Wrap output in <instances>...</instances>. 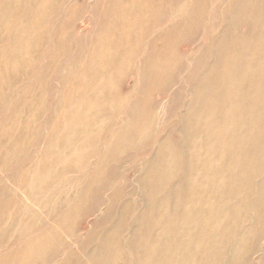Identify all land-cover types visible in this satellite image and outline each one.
Here are the masks:
<instances>
[{"label": "rangeland", "instance_id": "rangeland-1", "mask_svg": "<svg viewBox=\"0 0 264 264\" xmlns=\"http://www.w3.org/2000/svg\"><path fill=\"white\" fill-rule=\"evenodd\" d=\"M71 1L0 0V264H264V0Z\"/></svg>", "mask_w": 264, "mask_h": 264}, {"label": "bare ground", "instance_id": "bare-ground-1", "mask_svg": "<svg viewBox=\"0 0 264 264\" xmlns=\"http://www.w3.org/2000/svg\"><path fill=\"white\" fill-rule=\"evenodd\" d=\"M51 1H52V0H51ZM57 1H58V0H57ZM59 1H60V0H59ZM155 1H156V0H155ZM13 2H14V1H13ZM36 2H38V1H36ZM46 2H47V1H46ZM70 2H72V1L70 0ZM79 2H80V0H79ZM89 2H90V0H89ZM10 3H11V2H10ZM90 3H91V2H90ZM165 3H167V2H165ZM188 3H189V2H188ZM215 3H216V2H215ZM45 4H46V3H45ZM49 4H51V3H49ZM54 4H55V3H54ZM56 4H57V3H56ZM61 4H62V3H61ZM73 4H74V3H73ZM129 4H131V3H129ZM170 4H171V3H170ZM4 5H5V4H4ZM9 5H10V4H9ZM34 5H35V4H34ZM66 5H67V4H66ZM76 5H77V4H76ZM83 5H84V4H83ZM83 5H81V6H82V7H85V6H83ZM119 5H120V4H119ZM172 5H173V4H172ZM185 5H186V4H185ZM14 6H15V5H14ZM42 6H43V5H42ZM47 6H48V5H47ZM49 6H50V5H49ZM49 6H48V7H49ZM56 6H57V5H56ZM81 6H80V7H81ZM164 6H165V5H164ZM26 7H27V6H26ZM82 7H81V9H82ZM91 7H93V5H92ZM128 7H129V6H128ZM145 7H146V6H145ZM147 7H148V5H147ZM153 7H154V6H153ZM165 7H166V6H165ZM2 8H3V6H2ZM6 8H7V7H6ZM17 8H18V7H17ZM68 8H69V7H68ZM78 8H79V7H78ZM154 8H155V7H154ZM58 9H59V8H58ZM65 9H66V8H65ZM65 9H64V10H65ZM75 9H76V8H75ZM90 9H91V8H90ZM137 9H138V8H137ZM59 10H60V9H59ZM154 10H155V9H154ZM18 11H19V10H18ZM42 11H43V10H42ZM50 11H51V10H50ZM79 11H80V10H79ZM87 11H88V10H87ZM14 12H15V11H14ZM48 12H49V11H48ZM57 12H58V11H57ZM65 12H66V11H65ZM74 12H75V11H74ZM80 12H81V11H80ZM88 12H89V11H88ZM88 12H87V13H88ZM152 12H153V11H152ZM26 13H27V12H26ZM28 13H29V12H28ZM84 13H85V12H84ZM90 13H91V12H90ZM76 14H77V13H76ZM151 14H152V13H151ZM12 15H13V14H12ZM23 15H24V14H23ZM47 15H48V14H47ZM56 15H57V14H56ZM56 15H55V16H56ZM127 15H128V14H127ZM181 15H182V14H181ZM181 15H180V16H181ZM68 16H69V15H68ZM78 16H79V13H78ZM80 16H83V15H80ZM88 16H89V15H88ZM150 16H151V15H150ZM207 16H208V15H207ZM11 17H12V16H11ZM112 17H113V16H112ZM21 18H22V16H21ZM60 18H61V17H60ZM81 18H82V17H81ZM121 18H122V17H121ZM178 18H179V16H178ZM188 18H189V17H188ZM4 19H5V18H4ZM79 19H80V18H79ZM107 19H108V18H107ZM171 19H172V18H171ZM186 19H187V16H186ZM192 19H193V18H192ZM24 20H26V19H24ZM50 20H51V19H50ZM50 20H49V21H50ZM80 20H81V19H80ZM80 20H79V21H80ZM83 20H84V19H83ZM119 20H120V19H119ZM190 20H191V19H190ZM28 21H29V20H28ZM44 21H45V20H44ZM57 21H58V20H57ZM167 21H168V20H167ZM167 21H166V22H167ZM169 21H170V20H169ZM192 21H193V20H192ZM30 22H31V21H30ZM67 22H68V21H67ZM69 22H70V20H69ZM69 22H68V23H69ZM82 22H83V21H82ZM42 23H43V22H42ZM50 23H52V22H50ZM71 23H72V22H71ZM77 23H78V22H77ZM194 23H195V22H194ZM196 23H197V22H196ZM36 24H37V23H36ZM54 24H55V23H54ZM63 24H65L64 20H63ZM72 24H74V23H72ZM116 24H117V23H116ZM52 25H53V23H52ZM57 25H58V23H57ZM65 25H66V24H65ZM74 25H75V24H74ZM76 25H77V24H76ZM76 25H75V26H76ZM103 25H104V24H103ZM103 25L100 24V27L103 26ZM105 25H106V24H105ZM151 25H152V24H151ZM1 26H4L3 21L0 22V30L3 28V27H1ZM48 26H50V25H48ZM108 26H109V25H108ZM196 26H197V25H196ZM198 26H199V25H198ZM198 26H197V27H198ZM40 27H42V26H40ZM51 27H52V26H51ZM54 27H55V26H54ZM60 27H61V26H60ZM104 27H105V26H104ZM192 27H194L193 24H192ZM192 27H191V28H192ZM35 28H36V27H35ZM63 28H64V27H63ZM97 28H98V27H97ZM101 28H102V27H101ZM194 28H195V27H194ZM202 28H203V27H202ZM7 29H8V28H7ZM47 29H48V28H47ZM26 30H27V29H26ZM42 30H43V29H42ZM98 30H99V28H98ZM207 30H208V29H207ZM70 31H71V30H70ZM72 31H73V30H72ZM84 31H85V30H84ZM157 31H158V29H157ZM30 32H31V31H30ZM39 32H40V31H39ZM46 32H47V31H46ZM96 32H97V31H96ZM102 32H103V31H102ZM109 32H110V31H109ZM200 32H201V31H200ZM205 32H206V31H205ZM0 33H1V31H0ZM49 33H50V32H48V34H49ZM67 33H68V32H67ZM93 33H95V32H93ZM147 33H148V32H147ZM155 33H156V32H155ZM70 34H71V33H70ZM84 34H85V33H84ZM16 35H17V34H16ZM71 35H72V34H71ZM74 35H75V34H74ZM103 35H104V34H103ZM105 35H107V34H105ZM203 35H204V34H203ZM19 36H20V35H19ZM33 36H34V35H33ZM75 36H76V35H75ZM90 36H91V35H90ZM90 36H89V37H90ZM24 37H26V36H24ZM24 37H23V38H24ZM43 37H44V36H43ZM67 37H68V36H67ZM83 37H85V36H83ZM86 37H87V36H86ZM95 37H97V36L95 35ZM95 37H94V38H95ZM100 37H101V34H100ZM114 37H115V36H114ZM203 37H204V36H203ZM207 37H208V36H207ZM28 38H29V37H28ZM33 38H34V37H33ZM71 38H72V37H71ZM76 38H77V37H76ZM78 38H79V37H78ZM78 38H77V39H78ZM97 38H98V37H97ZM112 38H113V37H112ZM118 38H119V37H118ZM149 38H150V37H149ZM151 38H152V37H151ZM25 39H26V38H25ZM47 39H48V38H47ZM52 39H53V38H52ZM68 39H70V38H68ZM80 39H82V41H83V38L80 37ZM80 39H79V40H80ZM84 39H85V38H84ZM86 39H87V38H86ZM102 39H103V38H102ZM104 39H107V38H104ZM19 40H20V39H19ZM108 40H109V39H108ZM111 40H112V39H111ZM148 40H149V39H148ZM22 41H24V40H22ZM22 41H21V42H22ZM34 41H35V40H34ZM77 41H78V40H77ZM82 41H79V42H82ZM88 41H89V40H88ZM88 41H87V42H88ZM99 41H100V40H99ZM105 41H106V40H105ZM198 41H199V40H198ZM206 41H207V40H206ZM25 42H26V40H25ZM25 42H24V43H25ZM31 42H32V41H31ZM42 42H43V41H42ZM65 42H66V41H65ZM74 42H76V41H74ZM74 42H73V43H74ZM90 42H92V41H90ZM95 42H96V41H95ZM97 42H98V41H97ZM97 42H96V43H97ZM101 42H102V41H101ZM34 43H35V42H34ZM46 43H47V42H46ZM46 43H45V44H46ZM83 43H84V42H83ZM96 43H95V44H96ZM114 43H115V42H114ZM121 43H122V42H121ZM208 43H209V42H208ZM20 44H21V43H19V45H20ZM32 44H33V42H32ZM75 44H76V43H75ZM78 44H79V43H78ZM86 44H88V43H86ZM86 44H84V46H85ZM92 44H93V46H92ZM92 44H91V46H92V47H95V46H94V43H92ZM150 44H151V43H150ZM30 45H31V44H30ZM72 45H73V44H72ZM76 45H77V44H76ZM80 45H81V44H80ZM82 45H83V44H82ZM88 45H89V44H88ZM17 46H18V45H17ZM32 46H33V45H32ZM65 46H66V45H65ZM78 46H79V45H78ZM78 46H77V47H78ZM106 46H108V45H106ZM122 46H123V45H122ZM187 46H188V45H187ZM25 47H26V46H25ZM46 47H47V46H46ZM46 47H45V48H46ZM87 47H88V46H87ZM120 47H121V46H120ZM29 48H30V47H29ZM31 48H32V47H31ZM45 48H44V49H45ZM75 48H76V47H75ZM80 48H82V46H81ZM106 48H107V47H106ZM25 49H26V48H25ZM48 49H49V48H48ZM56 49H57V48H56ZM59 49H60V48H59ZM61 49H62V48H61ZM71 49H72V48H71ZM78 49H79V47H78ZM83 49H84V48H83ZM20 50H21V49H20ZM26 50H27V49H26ZM69 50H70V49H69ZM79 50H80V49H79ZM176 50H177V48H176ZM18 51H19V50H18ZM38 51H39V50H38ZM45 51H46V50H45ZM50 51H51V50H50ZM71 51H72V50H71ZM87 51H88V50H87ZM103 51H104V50H103ZM112 51H114V50H112ZM56 52H57V51H56ZM66 52H67V50H66ZM66 52H65V53H66ZM72 52H73V51H72ZM72 52H71V53H72ZM78 52H80V51H78ZM93 52H94V48H93ZM93 52H90V53H93ZM115 52H116V51H115ZM122 52H123V51H122ZM36 53H37V52H36ZM36 53H35V54H36ZM71 53H70V54H71ZM90 53H89V54H90ZM94 53H95V52H94ZM100 53H102V52H100ZM100 53L97 52L96 54H100ZM176 53H177V51H176ZM35 54H34V55H35ZM44 54H45V53H44ZM44 54H43V55H44ZM46 54H47V53H46ZM83 54H84V53H83ZM106 54H107V52H106ZM113 54H115V53H113ZM12 55H13V54H12ZM14 55H16V54H14ZM64 55H65V54H64ZM72 55H74V54H72ZM101 55H102V54H101ZM142 55H143V54H142ZM27 56H28V55H27ZM30 56H31V55H30ZM82 56H84V55H82ZM89 56H90V55H89ZM89 56H86V57L89 58ZM94 56H95V55H94ZM102 56H103V55H102ZM116 56H117V55H116ZM3 57H5V56H3ZM11 57H12V56H11ZM13 57H14V56H13ZM18 57H19V56H17V58H18ZM42 57H43V56H42ZM66 57H67V56H66ZM78 57H79V56H78ZM80 57H81V56H80ZM111 57H112V56H111ZM127 57H128V56H127ZM20 58H21V56H20ZM39 58H40V56H39ZM64 58H65V57H64ZM31 59H32V58H31ZM75 59H76V58H75ZM80 59H81V58H80ZM93 59H94V58H93ZM95 59H96V58H95ZM20 60H21V59H20ZM20 60H19V61H20ZM28 60H29V59H28ZM38 60H39V59H38ZM62 60H63V59H62ZM70 60H71V59H70ZM83 60H84V59H83ZM86 60H87V58H86ZM103 60H104V59H103ZM113 60H114V59H113ZM127 60H128V59H127ZM139 60H140V58H139ZM19 61H18V62H19ZM79 61H80V60H79ZM95 61H96V60H95ZM97 61H98V60H97ZM41 62H42V61H41ZM59 62H61V61H59ZM68 62H69V61H68ZM74 62H75V61H74ZM101 62H102V61H101ZM111 62H112V61H111ZM111 62H110V64H111ZM22 63H23V62H22ZM22 63H21V64H22ZM39 63H40V62H39ZM39 63H38V64H39ZM70 63H71V61H70ZM75 63H77V61H76ZM81 63H82V62H81ZM93 63H94V61H93ZM19 64H20V62H19ZM19 64H18V65H19ZM24 64H25V63H24ZM63 64H64V62H63ZM71 64H72V63H71ZM86 64H87V63H86ZM97 64H98V63H97ZM126 64H127V63H126ZM138 64H139V63H138ZM65 65H66V64H65ZM81 65H82V64H81ZM23 66H24V65H23ZM23 66H22V67H23ZM38 66H39V65H38ZM58 66H59V64H58ZM70 66H71V65H70ZM85 66H86V65H85ZM98 66H100V65H98ZM35 67H37V66H35ZM65 67H66V66H65ZM68 67H69V65H68ZM86 67L89 68V66H86ZM86 67H85V68H86ZM96 67H97V65H96ZM96 67H95V68H96ZM16 68H17V67H16ZM76 68H77V67H76ZM83 68H84V67H82V69H83ZM127 68H128V67H127ZM27 69H28V68H27ZM58 69H60V68H58ZM63 69H64V68H63ZM82 69H81V70H82ZM92 69H93V68H92ZM115 69H118V68H115ZM29 70H30V68H29ZM29 70H28V71H29ZM93 70H94V69H93ZM185 70H186V69H185ZM14 71H15V70H14ZM17 71H18V70H17ZM19 71H20V69H19ZM47 71H48V70H47ZM55 71H56V70H55ZM62 71H63V70H62ZM86 71H87V70H86ZM86 71H84V72H86ZM114 71H115V70L113 69V72H114ZM119 71H120V70H119ZM6 72H7V71H6ZM45 72H46V71H45ZM59 72H60V71H59ZM73 72H74V71H73ZM87 72H88V71H87ZM90 72H91V71H90ZM110 72H111V71H110ZM115 72H116V71H115ZM42 73H43V72H42ZM47 73H48V72H47ZM80 73H82V71H81ZM96 73H97V72H96ZM12 74H13V73H12ZM53 74H54V73H53ZM53 74H52V75H53ZM57 74H58V73H57ZM60 74H61V73H60ZM62 74H63V72H62ZM88 74H89V72H88ZM93 74H95V72H94ZM104 74H105V73H104ZM114 74H116V73H114ZM8 75H9V74H8ZM13 75L15 76V73H14ZM17 75H18V74H17ZM19 75H20V73H19ZM36 75H37V74H36ZM36 75H35V76H36ZM45 75H46V73H45ZM80 75H81V74H80ZM86 75H87V73H86ZM101 75H102V74H101ZM109 75H110V74H109ZM112 75H113V74H112ZM182 75H183V74H182ZM11 76H12V75H11ZM78 76H79V75H78ZM82 76H83V75H82ZM99 76H100V75H99ZM136 76H137V75H136ZM96 77H97V76H96ZM108 77H110V76H108ZM126 77H127V76H126ZM8 78H9V77H8ZM15 78H16V76H15ZM17 78H18V77H17ZM43 78H44V76H43ZM45 78H46V77H45ZM85 78H86V77H85ZM105 78H106V77H105ZM4 79H5V78H4ZM22 79H23V78H22ZM34 79H35V78H34ZM41 79H42V78H41ZM51 79H52V76H51ZM54 79H55V78H54ZM111 79H112V78H111ZM132 79H133V78H132ZM178 79H179V78H178ZM11 80H12V79H11ZM15 80H16V79H15ZM17 80H18V79H17ZM17 80H16V82H17ZM44 80H45V79H44ZM48 80H49V79H48ZM52 80H53V79H52ZM77 80H78V79H77ZM95 80H96V79H95ZM105 80H106V79H105ZM19 81H20V79H19ZM22 81H23V80H22ZM49 81H50V80H49ZM54 81H55V80H54ZM109 81H110V80H109ZM20 82H21V81H20ZM29 82H30V81H29ZM36 82H37V81H36ZM42 82H43V81H42ZM42 82H41V83H42ZM107 82H108V81H107ZM111 82H112V81H111ZM111 82H110V83H111ZM181 82H182V81H181ZM181 82H179V83H181ZM14 83H15V82H14ZM46 83H47V82H46ZM68 83H70V82H68ZM15 84H16V83H15ZM23 84H24V83H23ZM27 84H28V83H27ZM38 84H40V83H38ZM43 84H44V83H43ZM53 84H54V83H53ZM107 84H108V83H107ZM113 84H114V83H113ZM129 84H130V83H129ZM9 85H10V84H9ZM29 85H30V84H29ZM36 85H37V84H36ZM48 85H49V83H48ZM54 85H55V84H54ZM83 85H84V84H83ZM115 85H116V84H115ZM122 85H123V84H122ZM126 85H127V84H126ZM19 86H20V85H19ZM21 86H22V85H21ZM34 86H35V85H34ZM34 86H31V87H32L31 89H34ZM44 86H45V85H44ZM50 86H51V85H50ZM72 86H73V85H72ZM72 86H71V87H72ZM101 86H102V85H101ZM107 86H108V85H107ZM119 86H120V85H119ZM37 87H38V86H37ZM39 87H41V85H40ZM47 87H48V86H47ZM68 87H69V86H68ZM103 87H105V86L103 85ZM115 87H116V86H115ZM3 88H4V86H3ZM3 88H2V89H3ZM85 88H86V87H85ZM38 89H39V88H38ZM38 89H36V90H38ZM102 89H103V88H102ZM107 89H108V88H107ZM111 89H112V86H111ZM18 90L20 91V89H18ZM39 90H40V89H39ZM49 90H50V89H49ZM49 90H48V91H49ZM68 90H69V89H68ZM78 90H79V89H78ZM85 90H86V89H85ZM105 90H106V88H105ZM118 90H119V89H118ZM11 91H12V90H11ZM16 91H17V90H16ZM41 91H42V90H41ZM55 91H56V90H55ZM63 91H64V89H63ZM65 91H66V89H65ZM87 91H88V90H87ZM20 92H22V91H20ZM31 92H32V90H31ZM35 92H36V91H35ZM51 92H52V90H51ZM53 92H54V90H53ZM85 92H86V91H85ZM103 92H104V90H103ZM110 92H111V90H110ZM125 92H126V91H125ZM8 93H9V92H8ZM15 93H16V92H15ZM33 93H34V92H33ZM45 93H46V92H45ZM99 93H100V92H99ZM156 93H157V92H156ZM6 94H7V93H6ZM37 94H38V93H37ZM37 94H36V95H37ZM47 94H48V93H47ZM75 94H76V93H75ZM77 94H78V92H77ZM77 94H76V96H77ZM83 94H84V93H83ZM89 94H90V93H89ZM4 95H5V94H4ZM27 95H28V94H27ZM29 95H30V93H29ZM33 95H34V94H33ZM33 95H32V96H33ZM40 95H41V94H40ZM45 95H46V94H45ZM45 95H44V96H45ZM68 95H69V94H68ZM117 95H118V94H117ZM154 95H155V94H154ZM159 95H160V94H159ZM7 96H8V95H7ZM14 96H15V95H14ZM37 96H38V95H37ZM65 96H66V95H65ZM65 96H64V97H65ZM71 96H72V95H70V97H71ZM76 96H75V97H76ZM83 96H84V95H83ZM94 96H95V95H94ZM110 96H111V95H110ZM119 96H121V95H119ZM29 97H30V96H29ZM45 97H46V96H45ZM51 97H52V96H51ZM79 97H81V96H79ZM91 97H92V96H91ZM99 97H100V96H99ZM114 97H115V96H114ZM130 97H131V96H130ZM4 98H6V96H5ZM49 98H50V97H49ZM84 98H85V96H84ZM84 98H83V99H84ZM116 98H117V97H116ZM132 98H133V97H132ZM14 99H15V98H14ZM20 99H21V98H20ZM25 99H28V98H25ZM31 99H32V98H31ZM34 99H35V98H34ZM96 99H97V98H96ZM102 99H103V98H102ZM113 99H114V98H113ZM29 100H30V99H29ZM32 100H33V99H32ZM36 100H37V98H36ZM61 100H63V98H62ZM73 100L75 101V99H72V101H73ZM78 100H79V98H78ZM86 100H87V99H86ZM103 100H104V99H103ZM115 100H116V99H115ZM131 100H132V99H131ZM19 101H20V100H19ZM34 101H35V100H34ZM53 101H54V99H53ZM80 101H81V100H80ZM87 101H88V100H87ZM100 101H102V100H100ZM100 101H99V102H100ZM104 101H105V100H104ZM111 101H112V100H111ZM156 101H157V100H156ZM22 102H23V101H22ZM42 102H43V100H42ZM57 102H58V101H57ZM75 102H76V101H75ZM93 102H94V104H95V101H93ZM107 102H108V101H107ZM47 103H48V100H47ZM61 103H62V102H61ZM71 103H72V102H71ZM71 103H69V104H71ZM82 103H83V102H82ZM82 103H81V104H82ZM88 103H89V102H88ZM88 103H87V104H88ZM105 103H106V102H105ZM10 104H12V102H11ZM10 104H9V106H10ZM28 104H33V103H28ZM28 104L26 103V105H28ZM34 104H35V102H34ZM45 104H46V100H45ZM58 104H59V103H58ZM73 104H74V103H73ZM77 104H78V102H77ZM87 104H86V105H87ZM91 104H92V103H91ZM91 104H90V105H91ZM119 104H120V103H119ZM124 104H125V103H124ZM128 104H129V103H128ZM19 105H20V104H19ZM42 105H43V103H42ZM42 105H41V106H42ZM82 105H83V104H82ZM90 105L88 104L87 107H89ZM101 105H102V104H101ZM41 106H40V107H41ZM52 106H53V104H52ZM71 106H72V104H71ZM79 106H80V105H79ZM94 106H95V105H94ZM98 106H99V105H98ZM129 106H130V105H129ZM2 107H3V106H2ZM19 107H20V106H19ZM29 107H30V106H28V108H29ZM44 107H46V106H43V108H44ZM58 107H59V106H58ZM68 107H70V106H68ZM72 107H73V106H72ZM74 107H75V105H74ZM121 107H123V106L121 105ZM20 108H21V107H20ZM31 108H32V107H31ZM47 108H48V105H47ZM49 108H50V107H49ZM54 108L56 109V107H54ZM70 108H71V107H70ZM70 108H68L69 111H70ZM75 108H76V107H75ZM81 108H82V107H81ZM96 108H97V107H96ZM103 108H104V107H103ZM106 108H107V106H106ZM125 108H126V107H125ZM23 109H26V108H23ZM41 109H42V108H41ZM59 109H60V108H59ZM59 109H57L56 111H58ZM68 109L66 110L67 112H68ZM76 109H77V108H76ZM78 109H79V108H78ZM86 109H87V108H86ZM91 109L94 110L93 108H91ZM134 109H135V108H134ZM6 110H7V109H6ZM32 110H33V109H32ZM47 110H48V109H47ZM63 110H64V109H63ZM119 110H120V109H119ZM138 110H139V109H138ZM141 110L143 111V109H141ZM17 111H18V110L16 109V112H17ZM37 111H38V110H37ZM37 111H36V112H37ZM48 111H49V110H48ZM73 111H74V110H73ZM87 111H88V110H87ZM109 111H110V110H109ZM109 111L107 110V112H109ZM113 111H114V109H113ZM113 111H112V112H113ZM142 111H141V113H143ZM12 112H13V111H12ZM16 112H15V113H16ZM18 112H19V111H18ZM30 112H31V111H30ZM59 112H60V111H59ZM59 112H58V114H59ZM63 112H64V111H63ZM63 112H61V113H63ZM67 112H66V113H67ZM82 112H84V110H82L80 113L82 114ZM90 112H91V111H90ZM92 112H93V111H92ZM92 112H91V113H92ZM101 112H102V111H101ZM103 112H105V111H103ZM123 112H124V111H123ZM134 112H136V111H134ZM139 112H140V111H139ZM0 113H1V111H0ZM10 113H11V112H10ZM15 113H14V114H15ZM26 113H27V112H26ZM44 113H45V112H44ZM49 113H50V112H49ZM85 113H86V110H85ZM94 113H95V112H94ZM121 113H122V112H121ZM137 113H138V112H137ZM146 113H147V112H146ZM21 114H22V113H21ZM41 114H42V113H41ZM51 114H52V112H51ZM58 114H57V115H58ZM63 114H64V113H63ZM69 114H70V113H69ZM71 114H72V112H71ZM99 114H100V113H99ZM111 114H112V113H111ZM117 114H118V113H117ZM117 114H115V115H117ZM8 115H9V114H8ZM25 115H26V114H25ZM27 115H28V114H27ZM27 115H26V116H27ZM39 115H40V113L38 112V117H39ZM88 115H89V114H87L86 116H88ZM106 115H107V114H106ZM130 115H131V114H130ZM138 115H141V114H138ZM138 115H137V116H138ZM146 115H147V114H146ZM4 116H7V115H4ZM29 116H30V115H29ZM49 116H50V115H49ZM49 116H48V117H49ZM51 116H52V115H51ZM51 116H50V117H51ZM55 116H56V115H55ZM62 116H63V115H62ZM65 116H66V115H65ZM76 116H77V115H76ZM96 116H97V115H96ZM103 116H104V115H103ZM103 116H102V118H103ZM108 116H110V115L108 114ZM108 116H107V117H108ZM119 116H120V115H119ZM121 116H122V115H121ZM125 116H126V115H125ZM133 116H134V114H133ZM142 116H143V115H142ZM144 116H145V115H144ZM144 116H143V117H144ZM154 116H155V115H154ZM20 117H21V116H20ZM20 117H19V119L21 120ZM32 117H33V116H32ZM36 117H37V116H36ZM36 117H35V118H36ZM78 117L80 118V115H79ZM123 117H124V116H123ZM75 118H76V117H75ZM83 118H84V117H82V119H83ZM88 118H90V117H88ZM93 118H94V117H93ZM117 118H118V117H117ZM136 118H137V117H136ZM155 118H156V117H155ZM155 118H154V119H155ZM0 119H1V118H0ZM2 119H4V118H2ZM37 119H38V118H37ZM37 119H36V120H37ZM40 119H41V118H40ZM49 119H51V118H49ZM49 119H47V120H49ZM53 119H54V118H53ZM55 119H56V118H55ZM59 119H60V118H59ZM76 119H77V118H76ZM91 119H92V118H91ZM104 119H106V117H105ZM127 119H128V118H127ZM129 119H130V118H129ZM131 119H133V118H131ZM138 119H139V117H138ZM138 119H137V120H138ZM142 119H145V118H141V120H142ZM147 119H149V118H147ZM9 120H10V119H9ZM15 120H16V118H15ZM23 120H24V121L26 120V119H25V116H24V119H23ZM47 120H46V123H47ZM60 120H61V119H60ZM60 120H59V121H60ZM66 120H67V119H66ZM73 120H74V119H73ZM79 120H80V119H79ZM79 120H78V121H79ZM88 120H89V119H88ZM100 120H101V119H100ZM107 120H108V119H107ZM137 120H136V121H137ZM6 121H7V119H6ZM21 121H22V120H21ZM33 121L35 122V120H33ZM44 121H45V120H44ZM59 121H58V122H59ZM63 121H65V120H63ZM63 121H62V124H61V125H63ZM74 121H75V120H74ZM83 121H84V120H83ZM83 121H82V122H83ZM98 121H99V120H98ZM102 121H103V120H102ZM108 121H109V120H108ZM111 121H112V120H111ZM113 121H114V120H113ZM113 121H112V123H113ZM127 121H128V120H127ZM142 121L144 122V120H142ZM2 122H3V121H2ZM2 122H1V123H2ZM19 122H20V121H19ZM29 122H30V121H29ZM34 122H33V123H34ZM49 122H50V121H49ZM51 122H52V121H51ZM65 122H66V121H65ZM75 122H77V121H75ZM79 122H80V121H79ZM85 122H86V121H84V123H85ZM87 122H88V121H87ZM114 122H115V121H114ZM132 122H133V121H132ZM137 122H138V121H137ZM139 122H140V121H139ZM146 122H148V121L146 120ZM153 122H154V121H153ZM15 123H16V122H14V124H15ZM59 123H60V122H59ZM68 123H69V122H68ZM72 123H74V122H72ZM72 123H70V124L72 125ZM84 123H83V124H84ZM92 123H95V122L92 121ZM102 123H103V122H102ZM106 123L108 124V122H106ZM109 123H110V122H109ZM140 123H141V122H140ZM140 123H139V124H140ZM40 124H41V122H40ZM43 124H45V123H43ZM43 124H42V125H43ZM53 124H54V123H53ZM76 124H77V123H76ZM76 124H75V126H76ZM107 124H106V125H107ZM120 124H121V123H120ZM122 124H123V123H122ZM131 124H132V123H131ZM146 124H147V123H146ZM18 125H20V124H18ZM25 125H26V124H25ZM27 125L29 126V124H27ZM38 125H39V124H38ZM55 125H56V124H55ZM57 125H58V124H57ZM57 125H56V126H57ZM71 125H70V126L68 125V126L71 127ZM79 125H80V123H78V126H79ZM88 125H89V124H87L86 126H88ZM123 125H124V124H123ZM129 125H130V124H129ZM12 126H13V125H12ZM12 126H11V129H12ZM46 126L48 127V126H50V125H47V124H46ZM99 126H100V125H99ZM127 126H128V125H127ZM152 126H153V124H152ZM233 126H234V125H233ZM239 126H240V125H239ZM1 127H2V126H1ZM18 127H19V126H18ZM57 127H58V126H57ZM57 127H56V128H53V129H57ZM62 127H63V126H62ZM65 127H66V126H65ZM65 127H64V128H65ZM90 127H92V126H90ZM90 127H89V129H90ZM102 127H103V125H102ZM104 127H105V125H104ZM133 127H136V123H135V126H133ZM146 127L149 128V126H146ZM13 128H14V127H13ZM43 128H44V127H43ZM49 128H50V127H49ZM109 128H110V127H109ZM127 128H128V127H127ZM242 128H243V127H242ZM4 129H5V128H4ZM16 129H18V128H16ZM20 129H21V128H20ZM36 129H37V128H36ZM69 129H70V128H69ZM73 129H77V128H75L74 125H73ZM81 129H82V128H81ZM84 129H85V127H84ZM89 129H88V130H89ZM100 129H101V127H100ZM100 129L98 128V133H99V130H100ZM102 129H103V128H102ZM105 129H106V128H105ZM120 129H121V128H120ZM122 129H124V128H122ZM125 129H126V128H125ZM132 129H133V128H132ZM7 130H8V129H7ZM14 130H15V129H14ZM42 130H43V129H42ZM61 130H62V129H61ZM63 130H64V129H63ZM129 130H130V129H129ZM133 130H134V129H133ZM133 130H132V131H133ZM17 131H18V130H17ZM26 131H27V130H26ZM67 131H69L68 128H67ZM67 131H66V132H67ZM107 131H108V130H107ZM116 131H117V130H116ZM141 131H142V129H141ZM143 131H144V128H143ZM23 132H24V131H23ZM23 132H22V133H23ZM36 132H37V131H36ZM63 132H65V131H63ZM71 132H73V131H71ZM71 132H70V133H71ZM93 132H94V131H93ZM96 132H97V131H96ZM96 132H95V133H96ZM111 132H112V131H111ZM111 132H110V133H111ZM113 132H114V131H113ZM113 132H112V133H113ZM125 132H126V131H125ZM129 132H130V131H129ZM137 132H138V131H137ZM137 132H136V133H137ZM14 133H15V132H14ZM19 133H20V132H19ZM26 133H28V132H26ZM29 133H30V132H29ZM61 133H62V132H61ZM67 133H68V132H67ZM75 133H76V130H75ZM84 133H85V130H84ZM90 133L92 134V132H90ZM101 133L103 134V131H102ZM112 133H111V134H112ZM114 133H115V132H114ZM114 133H113V135H114ZM123 133H124V131H123ZM142 133H143V132H142ZM142 133H141V134H142ZM58 134H59V133H58ZM79 134H80V132H79ZM118 134H119V133H118ZM151 134H152V133H151ZM30 135H31V134H30ZM39 135H43V134H39ZM51 135H52V134H51ZM63 135H64V134H63ZM70 135H71V134H70ZM83 135H84V134H81V136H83ZM92 135H93V134H92ZM94 135H95V134H94ZM94 135H93V139H94ZM104 135H105V132H104ZM125 135H126V134H125ZM43 136H44V135H43ZM53 136H54V134H53ZM59 136H60V135H59ZM86 136H87V135H86ZM99 136L101 137V135H99ZM102 136H103V135H102ZM33 137H34V136H33ZM33 137H32V138H33ZM35 137H37V135H36ZM54 137H55V136H54ZM54 137H52V138H54ZM66 137H67V136H66ZM69 137H70V136H69ZM95 137H96V136H95ZM97 137H98V136H97ZM111 137H112V136H111ZM111 137H110V138H111ZM119 137H120V136H119ZM134 137H135V136H134ZM147 137H148V136H147ZM39 138H40V137H39ZM42 138H43V137H42ZM47 138H48V137H47ZM49 138H50V137H49ZM62 138H64V137H62ZM70 138H71V137H70ZM72 138H73V136H72ZM74 138H75V137H74ZM74 138H73V139H74ZM84 138H85V136H84ZM104 138H105V137H104ZM117 138H118V137H117ZM124 138H126V137H124ZM68 139H69V138H68ZM78 139H79V137H78ZM85 139H86V138H85ZM90 139H92V138H90ZM90 139L88 138V141H89ZM107 139H108V138H107ZM115 139H116V137H115ZM118 139H119V138H118ZM118 139H117V140H118ZM37 140H38V139H37ZM39 140H40V139H39ZM48 140H51V139H48ZM48 140H47V141H48ZM53 140H54V139H53ZM61 140H64V139H61ZM70 140H71V139H70ZM70 140H69V141H70ZM98 140H99V139H98ZM105 140H106V139H105ZM173 140H174V139H173ZM7 141H8V140H7ZM30 141H31V140H30ZM57 141H58V140H57ZM67 141H68V140H67ZM72 141H74V140H72ZM76 141H78L77 138H76ZM81 141H82V139H81ZM92 141H93V140H91L90 142H92ZM138 141H139V140H138ZM140 141H141V140H140ZM58 142H59V141H58ZM64 142H65V140H64ZM85 142H86V144L88 143L87 140H86ZM85 142L83 141V143H85ZM90 142H89V145H90ZM96 142H97V140H95V143H96ZM103 142H104V140H103ZM107 142H108V141H107ZM117 142H118V141H117ZM28 143H31V142H28ZM51 143H52V144L54 143V145H55V142H54V141H53V142H50V145H51ZM72 143H73V142H72ZM93 143H94V142H93ZM93 143H91V144L93 145ZM95 143H94V144H95ZM110 143H112V142H110ZM33 144H34V143H33ZM47 144H48V143H47ZM62 144H63V143H62ZM74 144H75V143H74ZM77 144H78V143H77ZM77 144H75V146H77ZM80 144H81V143H80ZM119 144H120V143H119ZM5 145H6V143H5ZM35 145H36V144H35ZM70 145H71V143H70ZM84 145H85V144H84ZM28 146H29V145H28ZM71 146H72V148H73V144H72ZM78 146H79V145H78ZM85 146H88V145H85ZM109 146H110V145H109ZM109 146L107 147V150H109V149H108ZM16 147H17V146H16ZM16 147H15V148H16ZM35 147H36V146H35ZM54 147H55V146H54ZM59 147H60V144H59ZM62 147H63V149H64V146H62ZM81 147H82V146H81ZM81 147H80V148H81ZM83 147H84V146H83ZM83 147H82V148H83ZM88 147H90V146H88ZM88 147H86V148H88ZM112 147H114V146L112 145ZM118 147H119V146H118ZM118 147H117V148H118ZM133 147H134V146H133ZM133 147H132V148H133ZM1 148H3V147H1ZM18 148H19V147H18ZM49 148H50V147H49ZM72 148H71V149H72ZM13 149H14V148H13ZM26 149H27V147H26ZM51 149H52V148H51ZM53 149L56 150V148H53ZM77 149H78V148H77ZM29 150H30V149H29ZM69 150H70V149H69ZM74 150H75V153H76V149H74ZM119 150H120V148H119ZM13 151H14V150H13ZM13 151H12V152H13ZM56 151H57V150H56ZM25 152H26V150H25ZM28 152H29V151H28ZM28 152H26V153H28ZM39 153H40V152H39ZM41 153H42V152H41ZM49 153H50V152H49ZM78 153H79V150H78V152H77V155H78ZM88 153H89V152H88ZM88 153H87V154H88ZM31 154H32V153H31ZM42 154H43V153H42ZM47 154H48V153H47ZM61 154H62V153H61ZM71 154H72V152H71ZM83 154H84V153H83ZM48 155H50V154H48ZM36 156H37V154H36ZM45 156H46V155H45ZM58 156H60V155L58 154ZM61 156H62V155H61ZM79 156L81 157V155H78V156H76V158L79 157ZM50 157H52V156H50ZM50 157H49V158H50ZM85 157H87V156L85 155V156L83 157V159H84ZM6 158H7V157H6ZM26 158H27V157H26ZM36 158H37V157H36ZM40 158L42 159V157H40ZM3 159H5V158H3ZM34 159H35V158H34ZM44 159H45V158H44ZM83 159H82V160H83ZM26 160H27V159H26ZM36 160H37V159H36ZM60 160H61V158H60ZM70 160H71V159H70ZM75 160H76V159H75ZM78 160H80V159H78ZM11 161H12V160L10 159V162H11ZM37 161H38V160H37ZM76 161H77V160H76ZM84 161H85V159H84ZM12 162L14 163V161H12ZM23 162H24V161H23ZM33 162H34V161H33ZM49 162H50V161H49ZM55 162H56V160H55ZM55 162H54V163H55ZM35 163H36V161H35ZM35 163H34V164H35ZM54 163H52V164H54ZM68 163H69V162H68ZM68 163H67L66 165H68ZM79 163H80V162H79ZM84 163H85V162H84ZM9 164H11V163H9ZM25 164H26V163H24V165H23L24 167L26 166ZM42 164H43V163H42ZM45 164H46V162H45ZM57 164L59 165L58 162H57ZM50 165H51V164H50ZM50 165H49V166H50ZM55 165H56V163H55ZM63 165H64V164H63ZM75 165H76V163H75ZM11 166H12V165H11ZM13 166H14V164H13ZM17 166H18V165H17ZM34 166H35V165H34ZM34 166H33V167H34ZM49 166H48V168H49ZM51 166H52V165H51ZM9 167H10V166H9ZM18 167H20V164H19ZM66 167H67V166H66ZM66 167H63V168H66ZM68 167H69V165H68ZM31 168H32V167H31ZM70 168H71V167H70ZM74 168H75V166H74ZM12 169H13V168H12ZM12 169H11V170H12ZM25 169H26V168H25ZM35 169H36V168H35ZM49 169H50V168H49ZM6 170H8V167H7ZM16 170H17V169H16ZM21 170L23 171V169H21ZM57 170H58V169H57ZM60 170H61V169H60ZM62 170H63V169H62ZM71 170H72V169H71ZM71 170H70V171H71ZM159 170H160V169H159ZM30 171H31V170H30ZM30 171H29V172H30ZM52 171H53V170H52ZM52 171H51V172H52ZM66 171H67V170H66ZM2 172H5V174H6V171H4V169H3ZM12 172H13V171H12ZM36 172H37V171H36ZM36 172H34V173H36ZM61 172H62V171H61ZM7 173H8V172H7ZM52 173H53V172H52ZM71 173H72V172H71ZM5 174H4V175H5ZM37 174H39V173H37ZM66 174H67V172H66ZM6 175H7V177H8V174H6ZM21 175H22V174H21ZM61 175H62V174H61ZM0 176H2V174H0ZM30 176H31V174H30ZM32 176H33V175H32ZM49 176H50V175H49ZM56 176H57V174L55 175V177H56ZM62 176H63V175H62ZM45 177H47V174H46ZM37 178H38V176H37ZM37 178H36V179H37ZM0 179H1V178H0ZM4 179H5V178H4ZM5 180H6V179H5ZM38 180H40V179L38 178ZM47 180H48V179H47ZM18 181H19L18 183H20L21 180L19 179ZM32 181H33V180H32ZM53 181H54V180H53ZM40 182H41V181H40ZM3 183H4V182H3ZM5 183H6V181H5ZM5 183H4V184H5ZM57 183H58V182H57ZM18 185H19V184H18ZM18 185H17V186H18ZM51 185H52V184H51ZM3 186H4V185H3ZM0 187H1V186H0ZM17 188H18V187H17ZM34 188H35V187H34ZM50 189H52V188H50ZM6 190H7V189H6ZM6 190H5V191H6ZM44 190H45V189H44ZM46 190H47V189H46ZM30 191H32V189H31ZM27 194H32V193L29 192V193H27ZM27 194H26V195H27ZM20 195H21V194H20ZM21 196H22V195H21ZM29 196H30V195H29ZM52 196H53V195H52ZM52 196H51V197H52ZM22 197H23V196H22ZM26 198H27V197H26ZM28 198L31 199L30 197H28ZM47 198H48V197H47ZM53 198H54V196H53ZM49 199H50V198H49ZM49 199H48V201H49ZM1 200H2V199H1ZM23 200H24V199H23ZM23 200H22V201H23ZM32 200H33V199H32ZM43 200H44V199H43ZM26 201H27V199H26ZM22 203L25 204L24 202H22ZM41 203H42V202H41ZM43 203H44V202H43ZM30 204H31V203H30ZM15 205H16V204H15ZM23 206H24V205H23ZM31 206H32V205H31ZM36 206H37V205H36ZM41 207H42V205H41ZM24 208H25V207H24ZM26 208H27V207H26ZM56 209H57V208H56ZM30 214H31V213H30ZM51 214H52V213H51ZM66 215H67V214H66ZM19 216H20V215H19ZM23 217H24V216H23ZM28 217H29V216H28ZM66 217H67V216H66ZM33 218H35V217L33 216ZM27 219H28V218H27ZM66 219H67V218H66ZM15 220H16V219H15ZM17 220H18V219H17ZM23 221L25 222V220H23ZM7 222H8V221H7ZM24 222H23V223H24ZM69 223H70V222H69ZM4 225H5V224H4ZM22 225H23V224H22ZM38 226H39V225H38ZM34 227H36V225H35ZM39 227H40V226H39ZM51 227H52V226H51ZM0 228H1V227H0ZM38 229H39V228H38ZM51 229H52V228H51ZM0 230H1V229H0ZM47 230H48V229H47ZM54 230H55V229H54ZM54 230H53V231H54ZM36 231H37V230H36ZM41 231H42V230H41ZM48 231H49V230H48ZM48 231H47V232H48ZM36 233H37V232H36ZM41 233H43V232H40V234H41ZM48 233H49V232H48ZM60 233H61V232H60ZM40 234H39V235H40ZM52 234H53V232H52ZM31 236H32V235H31ZM52 236H53V235H52ZM63 236H64V235H63ZM32 237H33V236H32ZM35 237H36V236H35ZM42 237H43V236H42ZM30 238H31V237H30ZM30 238H29V239H30ZM36 238L38 239V237H36ZM51 238H52V237H51ZM39 239H40V237H39ZM43 239H44V238H43ZM43 239H42V240H43ZM48 239H49V238H48ZM54 239H55V238H54ZM20 241H21V240H20ZM46 241H47V239H46ZM36 242H37V241H36ZM36 242H35V243H36ZM68 242H69V241H68ZM7 243H8V242H7ZM22 243H23V242H22ZM50 243H52V242H50ZM18 244H19V243H18ZM41 245H45V244H41ZM42 247H44V246H42ZM46 247H47V246H46ZM64 247H65V246H64ZM4 248H5V247H4ZM11 248H12V247H11ZM48 248H50V247H48ZM48 248H47V249H48ZM47 249H46V250H47ZM54 249H55V248H54ZM11 250H12V249H11ZM41 250H44V249H41ZM53 251H54V250H53ZM56 251H57V250H56ZM63 251H64V250H63ZM8 252H9V251H8ZM10 252H11V251H10ZM18 252H19V251H18ZM42 252H43V251H42ZM44 252H45V251H44ZM49 254H50V253H49ZM41 255H42V254H41ZM41 255H40V256H41ZM44 255H45V254H44ZM44 255H43V256H44ZM52 255H53V254H52ZM52 255H51V256H52ZM38 258H39V257H38ZM48 258H49V257H48ZM53 258H54V257H53ZM54 259H55V258H54ZM48 260H50V259H48ZM48 260H47V261H48ZM45 261H46V260H45ZM54 261H55V260H54ZM49 263H50V262H49ZM51 264H52V263H51Z\"/></svg>", "mask_w": 264, "mask_h": 264}]
</instances>
